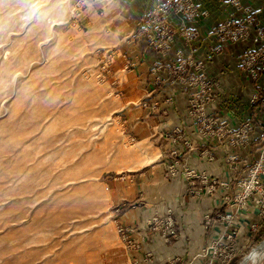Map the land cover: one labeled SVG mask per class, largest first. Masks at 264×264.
<instances>
[{"label":"crops","instance_id":"crops-1","mask_svg":"<svg viewBox=\"0 0 264 264\" xmlns=\"http://www.w3.org/2000/svg\"><path fill=\"white\" fill-rule=\"evenodd\" d=\"M154 1L81 0L73 26L80 51L101 66L96 77L108 97L106 107L116 115L114 120L130 145L126 173L115 174L106 183L111 207L119 208L110 213L111 224L129 228L133 242L128 248L118 237L122 246L118 264H205L197 254L222 234L224 223L218 216L237 208L230 228L239 248L235 260L264 241L258 196L240 208L234 202L237 182L257 160L264 142L261 112L249 102L264 87V77L253 81L239 69L241 55L251 48L249 41L227 43L219 52L211 48L217 42L214 30L229 20L242 22L249 15L255 27L264 29V0H239L238 7L227 0H186L197 14L189 20L183 12L169 13L167 23L174 38L163 51L136 38L137 24ZM179 62L186 63L185 72L175 74L172 68ZM199 62L202 67L196 70ZM189 79L213 85L212 101L204 108V116L213 124L203 126L192 116L189 100L198 87ZM245 123L251 126L250 142L235 147L228 131ZM171 138L178 139L176 145ZM173 149L179 167L175 176H167ZM229 157H234L231 164ZM184 168L194 173L193 186L182 174ZM168 210L176 238L165 244L161 233L147 224L150 217Z\"/></svg>","mask_w":264,"mask_h":264},{"label":"rangeland","instance_id":"rangeland-1","mask_svg":"<svg viewBox=\"0 0 264 264\" xmlns=\"http://www.w3.org/2000/svg\"><path fill=\"white\" fill-rule=\"evenodd\" d=\"M80 1L0 0V264L121 259L106 183L130 145L79 49Z\"/></svg>","mask_w":264,"mask_h":264},{"label":"built area","instance_id":"built-area-1","mask_svg":"<svg viewBox=\"0 0 264 264\" xmlns=\"http://www.w3.org/2000/svg\"><path fill=\"white\" fill-rule=\"evenodd\" d=\"M231 5L238 7L239 0H227ZM173 11L175 14L185 13L186 19L192 20L197 14L193 5L186 0H155L153 6L144 13L137 28L136 38L146 41L148 46L156 50H165L168 44L173 40L174 33L171 31V26L167 23L169 13ZM251 28L252 31H251ZM187 33L183 32L186 38ZM213 35L216 39V45L211 48L212 52L221 51L222 47L227 43H241L244 42L251 45L250 49L246 50L239 59L240 71L249 76L253 81L264 77V29L257 28L253 25L252 18L248 15L244 21L236 22L229 20L224 24L218 26ZM185 62H179L172 68L175 74L184 73ZM202 67V63L196 64L195 69ZM158 67L154 69L157 71ZM190 85H197L198 90L191 95L189 106L192 116L199 124L206 126V124H213L211 119L204 116L205 105L212 101V87L202 81L189 79ZM251 105H257L261 112L260 126L264 131V87H260L258 91L250 96ZM251 126L245 123L236 131H228L232 136V145L235 147L246 146L250 142ZM200 134L202 131L200 130ZM177 138H171L172 144H177ZM177 149H173L169 153V161L167 162V176H175L179 167ZM211 160V158H210ZM234 162V157H229V164ZM187 183L193 184L194 173L187 168L182 170ZM264 177V142L260 148L257 160L251 165L247 173L238 180L237 187L238 194L234 198L235 205L239 208L244 206L247 200L256 195L258 196V215L264 217V184L262 178ZM192 180V181H191ZM203 183H206L205 178H201ZM216 182H213L209 190L212 191ZM193 186V185H192ZM191 186V187H192ZM119 208L114 209L117 213ZM238 209L230 211L226 214L218 216V219L224 223V229L221 235L214 238L204 249L198 254L197 258L205 260V264H227L232 261L238 253V246L236 244L235 236L230 228L236 219ZM208 223V217L206 216ZM147 227L152 229L154 233H161L162 240L165 244H169L176 238V231L172 219V212L167 211L165 215H153L149 218ZM254 229V226H253ZM116 233L120 241L128 248L133 247V242L130 238L131 230L127 227L116 226Z\"/></svg>","mask_w":264,"mask_h":264},{"label":"bare ground","instance_id":"bare-ground-1","mask_svg":"<svg viewBox=\"0 0 264 264\" xmlns=\"http://www.w3.org/2000/svg\"><path fill=\"white\" fill-rule=\"evenodd\" d=\"M264 258V243L254 248L240 263L241 264H259Z\"/></svg>","mask_w":264,"mask_h":264},{"label":"water","instance_id":"water-1","mask_svg":"<svg viewBox=\"0 0 264 264\" xmlns=\"http://www.w3.org/2000/svg\"><path fill=\"white\" fill-rule=\"evenodd\" d=\"M262 242H260L256 247H254V248H257L260 244H261Z\"/></svg>","mask_w":264,"mask_h":264},{"label":"trees","instance_id":"trees-1","mask_svg":"<svg viewBox=\"0 0 264 264\" xmlns=\"http://www.w3.org/2000/svg\"><path fill=\"white\" fill-rule=\"evenodd\" d=\"M113 177H115V176H114V175H111V176H110V178H113Z\"/></svg>","mask_w":264,"mask_h":264}]
</instances>
